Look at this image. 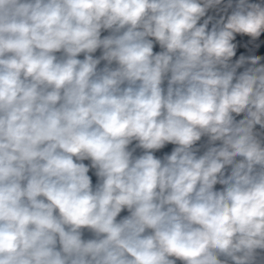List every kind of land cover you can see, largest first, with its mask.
I'll list each match as a JSON object with an SVG mask.
<instances>
[{
    "label": "clouds",
    "instance_id": "clouds-1",
    "mask_svg": "<svg viewBox=\"0 0 264 264\" xmlns=\"http://www.w3.org/2000/svg\"><path fill=\"white\" fill-rule=\"evenodd\" d=\"M0 264H264V0H0Z\"/></svg>",
    "mask_w": 264,
    "mask_h": 264
}]
</instances>
